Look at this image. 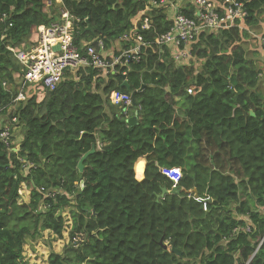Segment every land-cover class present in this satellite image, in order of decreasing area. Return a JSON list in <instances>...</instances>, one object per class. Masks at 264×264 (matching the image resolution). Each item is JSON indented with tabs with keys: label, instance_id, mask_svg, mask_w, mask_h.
Wrapping results in <instances>:
<instances>
[{
	"label": "trees",
	"instance_id": "16d2710c",
	"mask_svg": "<svg viewBox=\"0 0 264 264\" xmlns=\"http://www.w3.org/2000/svg\"><path fill=\"white\" fill-rule=\"evenodd\" d=\"M236 1L247 13L245 27L259 26L264 0ZM56 2L0 0V15H8L0 22L3 113L17 91L2 83L15 86L19 77L6 47L33 43L37 27L57 19L47 12ZM59 5L80 20L72 29L77 47L101 38L111 49L126 32H138L150 45L139 61L114 72H67L55 91L35 87L9 110L23 139L13 144V129L9 147L0 141V264H24L23 247L46 231L62 239L60 212L69 205L70 241L62 253L50 249L48 264H264V96L259 62L246 54L250 35L238 28L203 32L188 59H197V71L188 62L176 64L169 47L153 44L169 29L168 6L149 0ZM196 10L187 4L181 13L193 18ZM145 18L148 30L141 29ZM113 91L132 95L137 123L124 122L110 102ZM250 111L254 117L244 115ZM91 151L79 171L80 158ZM140 158L147 163L137 180ZM163 168L182 172L179 195L157 198L163 188L173 189ZM22 183L31 186L27 204L19 203ZM195 186L206 212L194 199Z\"/></svg>",
	"mask_w": 264,
	"mask_h": 264
},
{
	"label": "built area",
	"instance_id": "2783aa9c",
	"mask_svg": "<svg viewBox=\"0 0 264 264\" xmlns=\"http://www.w3.org/2000/svg\"><path fill=\"white\" fill-rule=\"evenodd\" d=\"M191 1L197 6L193 18L185 16L176 5L171 4L168 0H149V4L153 7L168 6V10L172 12V18H167L170 21L168 31L156 37L153 44L159 48L169 47L170 54L176 64L188 61L191 57V43L203 32L219 33L231 28H238L249 35L252 34L244 24L247 13L242 3L236 0H224V6L221 7L212 0ZM57 18L48 25L37 27L35 41L23 50H16L12 46L6 47L19 65L18 92L11 104L23 101L26 92L34 90L35 87L44 88L49 93L55 91L65 79L67 72L86 67L103 70L106 73L114 72L117 67L127 66L130 60L139 61L140 50L150 45L138 32H126L119 38V43L129 46L124 50H119L118 55L114 52L113 47L108 49L101 38L83 42L80 47H77L74 44L72 29L80 20L63 7ZM7 20L8 15H0L1 23H5ZM11 26L8 24V27ZM149 28V19L145 18L141 29L148 30ZM257 37L264 45V27ZM6 86L3 83L4 89ZM187 93L192 94V90L187 89ZM110 102L113 106L121 109V117L128 118L133 102L131 94L113 91L110 95ZM12 122H16V118H13ZM11 133L12 126L0 130V141L7 147L10 146ZM21 163L25 162L21 161ZM161 173L172 182L173 187L179 185L182 177L180 170L163 168ZM195 200L202 205L203 211L206 212V200L199 198ZM246 231H249L248 227H246Z\"/></svg>",
	"mask_w": 264,
	"mask_h": 264
},
{
	"label": "rangeland",
	"instance_id": "374dc122",
	"mask_svg": "<svg viewBox=\"0 0 264 264\" xmlns=\"http://www.w3.org/2000/svg\"><path fill=\"white\" fill-rule=\"evenodd\" d=\"M56 8H47V12L51 14H56V16L59 14L60 6L56 2ZM167 17L169 19L172 18V16H169L167 13ZM264 22V18L260 20L259 26L255 27L254 29H249L252 34L250 35V39L247 40V43H245V47L248 50L246 54H248V57L250 59L258 60V67L262 70V74L260 76V86L259 90L260 93L264 96V53L263 48L264 45L260 41V39L257 37L261 34L263 27L260 25ZM116 52V50H115ZM193 60V59H192ZM191 60V61H192ZM187 61L188 65L193 66L195 70H199V62L197 59H194L192 62ZM17 91L16 86H9V91L14 92ZM14 108L12 111H16L17 108L16 105H13ZM31 186L27 183H22L20 185L21 191H20V198L19 203L20 204H27L30 200L31 196ZM71 210H73V206L69 205L61 210V215L64 217L65 220V226L64 231L62 233V239L56 238V236L52 235L49 232H44L42 239L32 242L31 244H26L23 247V263L24 264H48V257L50 254V249L53 252L62 253L65 246L68 245L70 238L69 233L71 229ZM50 245V246H49Z\"/></svg>",
	"mask_w": 264,
	"mask_h": 264
},
{
	"label": "crops",
	"instance_id": "0c3cea01",
	"mask_svg": "<svg viewBox=\"0 0 264 264\" xmlns=\"http://www.w3.org/2000/svg\"><path fill=\"white\" fill-rule=\"evenodd\" d=\"M171 4H174V5H176L177 7H178V9L181 11L187 4H192L193 2L191 1V0H168ZM192 2V3H191ZM57 3L59 4V0H57ZM194 4V3H193ZM57 5V4H56ZM195 5V4H194ZM195 7L197 8V6L195 5ZM62 7H60V9H61ZM167 13H168V15L169 16H172V12L170 11V10H167ZM58 16V15H57ZM58 19V18H57ZM169 19V18H168ZM83 43V42H82ZM132 45V44H131ZM129 45L128 44H126V45H124L123 43H119V40H117V41H115L114 43H113V50H114V52H115V50H116V52L115 53H118L119 52V50H124L126 47H128ZM19 66V65H18ZM18 80H19V77L17 78V77H15V86H16V88H17V92H18ZM7 86H6V89L7 90H9V86H12V85H8L7 83H5ZM2 85H3V83H2ZM13 87V86H12ZM32 95H31V93L28 91V92H26V97H25V99L23 100V101H18V102H15V103H10L9 105H8V107H7V109H9V110H13L12 109V107H13V105H16V107H18V104H20V103H22V102H24L25 100H26V98L27 97H31ZM9 110H6V112L5 113H3V111H2V108H0V129H3V128H5V127H8V126H10V124H11V122L9 121V117H8V115H9ZM137 110H136V108H131L130 109V112H129V116H128V118L126 119V120H128L129 118H132V117H135L136 118V120H137ZM137 123V122H136ZM12 129H14V131H13V134H15V137L13 138V144H20L21 143V141H22V139H23V136H22V130H21V128L18 126V121L17 122H14V124L12 125ZM17 134V135H16ZM138 163H141L142 164V172H141V176H140V178H137L136 177V179L137 180H141V179H143V177H144V170H145V166H146V160L145 159H142V158H140L138 161H137V163L135 164V169H136V166H137V164ZM136 174V173H135Z\"/></svg>",
	"mask_w": 264,
	"mask_h": 264
},
{
	"label": "water",
	"instance_id": "95a60500",
	"mask_svg": "<svg viewBox=\"0 0 264 264\" xmlns=\"http://www.w3.org/2000/svg\"><path fill=\"white\" fill-rule=\"evenodd\" d=\"M122 87L123 88H128L129 89V85H128V82H126L125 80V76H123V80H122ZM245 116L247 115H250L251 117H254V113L252 111L248 112V113H244ZM127 125H134L137 120L135 117H132V118H129L128 120L124 121ZM93 151L89 152V153H86L84 154L80 160H79V163H78V170L79 171H82L83 169V161L84 159L89 155V154H92ZM193 181H195L194 178H192ZM81 186L83 185V182L81 181ZM181 190H183L182 188L180 189L179 187H174L170 192L166 189V188H163L162 189V193L160 195L157 196V198H163L165 195L167 194H174V195H179ZM192 193H193V196H194V199H198V192H197V188L196 186L192 189ZM167 246H169L168 244L166 245H163L164 248H167ZM174 253H176L178 256H180V253L179 252H176L174 249L172 250Z\"/></svg>",
	"mask_w": 264,
	"mask_h": 264
},
{
	"label": "clouds",
	"instance_id": "9594fccd",
	"mask_svg": "<svg viewBox=\"0 0 264 264\" xmlns=\"http://www.w3.org/2000/svg\"><path fill=\"white\" fill-rule=\"evenodd\" d=\"M193 5V4H192ZM57 20V19H56ZM170 22V21H169ZM132 96V95H131ZM133 99V98H132ZM124 121H126V119H124ZM10 126H12V124H10ZM9 127V126H8ZM0 130H3V129H0ZM13 130V129H12ZM19 160V159H18ZM19 162H21V160H19ZM26 169H28V165H26ZM26 169H25V174H26ZM182 173V172H181ZM178 187V186H177ZM174 188V187H173ZM20 191H21V188H20ZM19 191V193H20Z\"/></svg>",
	"mask_w": 264,
	"mask_h": 264
}]
</instances>
